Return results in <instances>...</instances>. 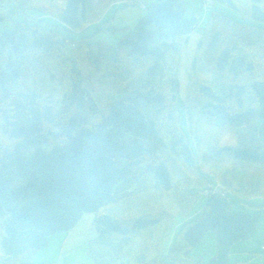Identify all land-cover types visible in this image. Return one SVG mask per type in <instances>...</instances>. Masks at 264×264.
<instances>
[{
    "label": "trees",
    "instance_id": "trees-1",
    "mask_svg": "<svg viewBox=\"0 0 264 264\" xmlns=\"http://www.w3.org/2000/svg\"><path fill=\"white\" fill-rule=\"evenodd\" d=\"M100 1L63 0L56 21L0 33V264H33L84 212L115 244L108 264H233L260 215L231 205L264 206L252 202L264 199V0H201L202 28L188 0H153L115 45L93 39L104 28L87 32L114 4ZM216 186L223 195L202 193ZM209 231L222 258L205 262L193 252Z\"/></svg>",
    "mask_w": 264,
    "mask_h": 264
},
{
    "label": "rangeland",
    "instance_id": "rangeland-1",
    "mask_svg": "<svg viewBox=\"0 0 264 264\" xmlns=\"http://www.w3.org/2000/svg\"><path fill=\"white\" fill-rule=\"evenodd\" d=\"M26 3L23 8L19 9L16 5L18 0H2L0 3V13L7 14L8 17L0 19V33L10 30L17 21H31L42 23L39 20H50L58 17L60 6L63 0H24ZM190 10L187 16H192V9L200 11L202 28L207 21L209 10L202 8L201 0H188ZM100 12L106 8V0L100 1ZM111 4V2L109 3ZM21 10H27L19 12ZM145 9L138 5L115 6L110 5L102 18L101 25L93 24L92 34L97 28H104L96 33L93 37L95 41L107 40L111 45H115L125 34L131 33L136 26V22ZM100 16V15H99ZM99 16L94 21L99 19ZM43 20V21H44ZM54 22V21H52ZM98 26V27H95ZM195 29L189 36L188 41L182 51L180 63L178 66V76L180 79V96L184 97L189 83V72L191 70L193 58L196 55L198 42L202 39V29ZM182 124L183 120H182ZM210 140L218 142L220 145L234 144L235 138L229 129L209 130ZM206 170L209 168L205 167ZM230 200L234 198L229 197ZM255 204L264 203V199L256 197L252 200ZM231 210H239L246 214L259 213L261 217L258 223L257 235L263 236L264 230V206H251L245 202H237L231 205ZM199 212V211H198ZM197 213V212H196ZM195 214V213H193ZM94 212H84L78 223L68 232L52 234L47 247L38 250L33 258V264H95L96 253L97 259L101 264H108L109 258L114 257L115 244L110 241L102 240L99 236L97 227L94 225ZM183 220H176L175 228L177 229ZM264 237V236H263ZM255 239V238H254ZM254 239L242 240L232 246L228 256L229 263L233 264H264V252L261 249L259 241ZM99 252V253H98ZM262 252V253H256ZM255 253V254H254ZM194 256L201 257L205 262L209 261L212 256L222 258V250L216 244L215 232L209 231L203 240L194 249ZM119 263V262H118ZM116 263V264H118Z\"/></svg>",
    "mask_w": 264,
    "mask_h": 264
},
{
    "label": "built area",
    "instance_id": "built-area-1",
    "mask_svg": "<svg viewBox=\"0 0 264 264\" xmlns=\"http://www.w3.org/2000/svg\"><path fill=\"white\" fill-rule=\"evenodd\" d=\"M153 0H114V4L116 5H120V6H128V5H139L141 7H146L147 4ZM212 0H205V4L207 5V3H210ZM219 189H221L220 186H216L213 189H206L204 190L202 193L204 194H208V193H212V194H220L223 195L224 190L219 191ZM264 248V246H263Z\"/></svg>",
    "mask_w": 264,
    "mask_h": 264
},
{
    "label": "crops",
    "instance_id": "crops-1",
    "mask_svg": "<svg viewBox=\"0 0 264 264\" xmlns=\"http://www.w3.org/2000/svg\"><path fill=\"white\" fill-rule=\"evenodd\" d=\"M256 198V197H255ZM254 198V199H255ZM260 215V217H261V214H259ZM258 229V228H257ZM263 236H264V230H263ZM262 235L261 236H259V235H257V230H256V232H255V234H254V236L252 237V238H250L251 240L252 239H254V240H256V241H259L260 242V245L262 246L263 245V243H264V237H263ZM250 239H247V241H249ZM250 240V241H251ZM231 252V251H230ZM230 254V253H229ZM229 256V255H228Z\"/></svg>",
    "mask_w": 264,
    "mask_h": 264
}]
</instances>
